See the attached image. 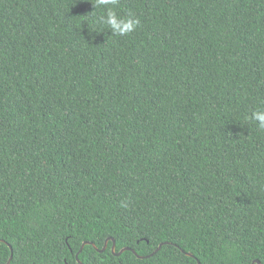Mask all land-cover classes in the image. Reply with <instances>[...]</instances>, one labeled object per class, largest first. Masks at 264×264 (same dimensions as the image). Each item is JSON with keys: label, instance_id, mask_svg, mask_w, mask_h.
Returning <instances> with one entry per match:
<instances>
[{"label": "trees", "instance_id": "1", "mask_svg": "<svg viewBox=\"0 0 264 264\" xmlns=\"http://www.w3.org/2000/svg\"><path fill=\"white\" fill-rule=\"evenodd\" d=\"M92 4L0 0V264H264V0Z\"/></svg>", "mask_w": 264, "mask_h": 264}, {"label": "clouds", "instance_id": "2", "mask_svg": "<svg viewBox=\"0 0 264 264\" xmlns=\"http://www.w3.org/2000/svg\"><path fill=\"white\" fill-rule=\"evenodd\" d=\"M118 3L119 0H93L94 11L91 14L94 24L98 25L101 30L107 28L113 36H125L135 31L140 21L136 18L118 15L114 10ZM98 9H104L103 14L97 15ZM249 119L258 122V128L264 130V110L253 111Z\"/></svg>", "mask_w": 264, "mask_h": 264}, {"label": "water", "instance_id": "3", "mask_svg": "<svg viewBox=\"0 0 264 264\" xmlns=\"http://www.w3.org/2000/svg\"><path fill=\"white\" fill-rule=\"evenodd\" d=\"M85 244H88V243H84L82 246H81V248H80V250H79V252L76 254V259L78 260V254L80 253V251L82 250V248H83V246L85 245ZM94 247V246H93ZM106 247H107V242H105V244H104V246H103V248L101 249V250H98L97 248H95L97 251H99V252H103V251H105V249H106ZM160 247H161V245L158 247V250L160 249ZM11 249V248H10ZM114 250H115V245L113 244L112 245V248H111V252L113 253V254H115V252H114ZM125 250H128V249H122L120 252H118L117 254H115V255H120L122 252H124ZM133 253H134V251H132ZM187 256H190V257H192V255L191 254H187ZM139 258H146V257H139ZM259 264V262L258 261H254V263L253 264ZM199 264V263H198Z\"/></svg>", "mask_w": 264, "mask_h": 264}]
</instances>
